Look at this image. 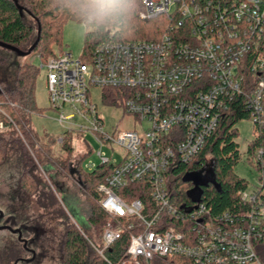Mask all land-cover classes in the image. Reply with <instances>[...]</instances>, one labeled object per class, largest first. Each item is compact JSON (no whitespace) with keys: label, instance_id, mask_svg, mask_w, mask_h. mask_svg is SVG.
I'll list each match as a JSON object with an SVG mask.
<instances>
[{"label":"built area","instance_id":"obj_1","mask_svg":"<svg viewBox=\"0 0 264 264\" xmlns=\"http://www.w3.org/2000/svg\"><path fill=\"white\" fill-rule=\"evenodd\" d=\"M141 5V20L169 19L157 39L121 42L109 34L89 57L61 53L42 64L49 105L62 129L56 143L91 133L101 145L123 151L120 161L97 154L107 170L96 188L106 223L100 245L83 236L107 264H264L263 145L249 161L258 185L238 194L244 206L238 213L213 217L202 201L177 208L172 192L176 176L190 172L176 174L177 168L196 161L235 98L243 97L253 125H264V79L247 94L241 71L264 35V0ZM249 68L260 76L264 61L256 57ZM93 88L117 90L124 111L145 124L142 133L107 134L90 98ZM8 130L0 123V133ZM136 184L148 190L149 203L129 199L127 189ZM123 235V256L110 261L104 252Z\"/></svg>","mask_w":264,"mask_h":264},{"label":"trees","instance_id":"obj_2","mask_svg":"<svg viewBox=\"0 0 264 264\" xmlns=\"http://www.w3.org/2000/svg\"><path fill=\"white\" fill-rule=\"evenodd\" d=\"M16 4L21 8V13ZM141 10V0H134L130 9L100 20L90 17L86 11L85 0H0V42L26 51L36 41L39 28V41L32 53L43 64L56 55L54 47L60 46L63 25L73 21L85 27L82 55L89 57L101 42L108 39L109 34L121 42L157 39L168 25L169 19L161 16L155 20L143 21L139 18ZM256 57L264 61V35L257 52H253L248 61L242 64L241 71L247 94L257 80L264 79V72L259 76L258 72H251L249 68ZM37 74V68L23 62L15 53L0 47V123L9 128L7 132L0 133V208L4 206L13 225L23 228L29 239L33 236L30 239L33 244H37L36 240L43 241L50 231L55 236L61 227L62 264H107L83 236L88 233L78 230L69 222L54 194L36 175L45 167H57L70 173V158L74 152L72 137L66 135L63 143L58 145L62 156H51L53 147L57 145L56 139L45 135L44 142L31 127V116L42 113L35 104ZM117 94V90H104L106 96ZM244 106L243 97L235 98L196 161L177 168L176 174L184 171H202L205 174L208 166L213 169L219 189L215 190L211 186L202 188L199 198L213 217L225 212L234 215L244 209L238 194L246 189L247 184L233 173L241 156L236 143V124L249 119ZM252 128L253 139L248 144V155H251L254 148L264 146V125H253ZM255 131H259L258 138H254ZM75 170L78 182L87 183L88 194L92 199L88 224L95 238L91 235L87 237L94 244L100 245L106 215L97 203L99 196L96 188L103 183L107 170L98 166L91 173H83L79 160ZM187 174L176 176L173 183L172 192L177 208L191 203L188 194L194 185L190 181L183 182ZM3 185L4 191L1 189ZM140 186L136 184L127 189L131 192L129 199L150 201L148 190L142 191ZM127 237L123 235L107 249L104 252L105 257L113 262L121 259ZM22 252L21 244L13 235H0V264H13Z\"/></svg>","mask_w":264,"mask_h":264},{"label":"rangeland","instance_id":"obj_3","mask_svg":"<svg viewBox=\"0 0 264 264\" xmlns=\"http://www.w3.org/2000/svg\"><path fill=\"white\" fill-rule=\"evenodd\" d=\"M142 11V10H141ZM85 27L73 21H68L63 25L60 46L54 47L56 54L70 53L73 59H77L83 51ZM23 62L30 64L38 69V74L35 82V104L36 107L42 110L40 115L33 114L31 116V127L34 133L44 142L45 135H48L57 140L62 134V129L56 123V113H54L49 105L48 94L46 89V70L42 67L39 57L35 53L21 59ZM105 89L93 88L90 92L92 103L96 105V111L104 123V131L115 136L122 131H136L142 133L146 128L145 124H140L134 117L127 114L123 108V99L117 95H104ZM77 122H82L75 119ZM83 123V122H82ZM253 123L250 119L241 120L236 124L238 136L236 143L240 152V160L233 169V173L240 179H243L246 184V190L252 191L258 185V175L250 161V155L247 154L248 144L253 139ZM74 152L70 158V168L76 169L78 160L83 173H91L99 166L100 160L98 152L105 155L107 158L120 161L123 156V151L110 144H100L91 133L77 135L73 137ZM51 156H62L59 151L58 144L53 147ZM79 153V154H78ZM39 179L51 190L58 201V205L64 210L69 222L78 230H82L85 236L92 235L93 231L89 227L88 219L90 216L92 199L88 194L87 183H79L76 175H70L68 170H60L56 168L45 167L36 174ZM5 190L4 185L1 187ZM5 216H8L4 206L0 208ZM2 224H0L1 227ZM60 230L46 236L43 241L36 240L37 244L33 245L36 252V258L31 264H62L60 253ZM0 234L5 236L8 231H2ZM17 239L16 236L13 235ZM33 236H30L32 239ZM88 238V237H87ZM37 239V238H36ZM86 239V238H85ZM42 245V246H40ZM20 258L30 259V255L22 252ZM13 264H26L13 262Z\"/></svg>","mask_w":264,"mask_h":264},{"label":"water","instance_id":"obj_4","mask_svg":"<svg viewBox=\"0 0 264 264\" xmlns=\"http://www.w3.org/2000/svg\"><path fill=\"white\" fill-rule=\"evenodd\" d=\"M16 7L19 10V12L21 13V8L19 6H17V4H16ZM38 41H39V28H38L36 41L26 51H22L18 48L4 44L2 42H0V47L15 53V55L17 57H19L20 59H23V58L29 56L34 51ZM76 173H77V171L75 169H72L70 172V175L73 176V175H76ZM189 181L192 182L194 185L193 190L188 194V197L191 200V202H196V203L199 202V200H200L199 198L201 195V189L202 188H207V187L211 186L215 190L219 189V186L216 184L214 171L210 166L207 167L205 174H202V171H200L197 173H189V174L185 175V177L183 178V182H189ZM1 216H2V214L0 213V217ZM0 229L1 230H9L14 234L17 233L18 234V240H21L20 231L18 229L13 230L8 226L7 227H5V226L0 227ZM22 242H23L24 248H26L27 242L25 240H23ZM32 253L34 254V252H32ZM31 260H26L25 262L30 263Z\"/></svg>","mask_w":264,"mask_h":264},{"label":"clouds","instance_id":"obj_5","mask_svg":"<svg viewBox=\"0 0 264 264\" xmlns=\"http://www.w3.org/2000/svg\"><path fill=\"white\" fill-rule=\"evenodd\" d=\"M133 3L134 0H85L90 17L100 20L130 9Z\"/></svg>","mask_w":264,"mask_h":264},{"label":"flooded vegetation","instance_id":"obj_6","mask_svg":"<svg viewBox=\"0 0 264 264\" xmlns=\"http://www.w3.org/2000/svg\"><path fill=\"white\" fill-rule=\"evenodd\" d=\"M0 213L2 214V216L0 217V224H2L1 227H3V226L7 227L8 226V227H10L13 230L18 229L20 231L21 240H18V234L17 233L14 234V233H12L9 230H1V229H0V231H8L11 235L16 236L17 237V241L21 244V247L24 250V252L27 253L28 255H30V259L20 258V259L17 260V263H24L26 260H31V259L32 260H31L30 263H26V262L25 263L26 264L33 263V261L36 258V252L32 248L33 245H34L32 240H30L29 237L26 236V234L23 232L24 230H22L23 228L14 226L12 220L8 216H5L4 213L1 210H0ZM23 240H25L27 242L26 248H24V246H23V242H22ZM32 252H34V254Z\"/></svg>","mask_w":264,"mask_h":264}]
</instances>
